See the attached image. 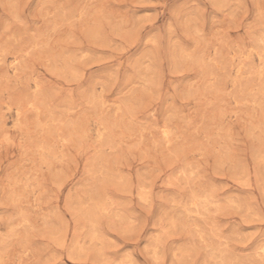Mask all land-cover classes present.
<instances>
[{
	"label": "rangeland",
	"instance_id": "1",
	"mask_svg": "<svg viewBox=\"0 0 264 264\" xmlns=\"http://www.w3.org/2000/svg\"><path fill=\"white\" fill-rule=\"evenodd\" d=\"M0 264H264V0H0Z\"/></svg>",
	"mask_w": 264,
	"mask_h": 264
}]
</instances>
